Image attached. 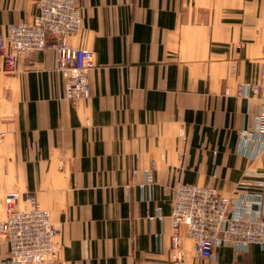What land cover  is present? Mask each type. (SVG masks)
<instances>
[{
	"label": "crops",
	"instance_id": "obj_1",
	"mask_svg": "<svg viewBox=\"0 0 264 264\" xmlns=\"http://www.w3.org/2000/svg\"><path fill=\"white\" fill-rule=\"evenodd\" d=\"M74 1L82 24L67 42L93 53L88 97H65L55 49L11 72L0 54V222L6 193L29 191L59 227L57 258L41 264H172L174 187L258 190L264 140L244 132L260 101L237 86L263 78L264 0ZM36 2L0 0V35ZM180 232L189 264H264V243L202 257ZM8 255L0 235V264Z\"/></svg>",
	"mask_w": 264,
	"mask_h": 264
},
{
	"label": "built area",
	"instance_id": "obj_2",
	"mask_svg": "<svg viewBox=\"0 0 264 264\" xmlns=\"http://www.w3.org/2000/svg\"><path fill=\"white\" fill-rule=\"evenodd\" d=\"M38 11L33 20L8 25L0 35V54L8 70L16 69L21 55L34 50L52 48L56 51V69L65 77L64 93L72 103L88 97L91 92L88 72L93 53L85 47L67 42L82 24L80 8L74 0H37ZM240 47L243 43L239 44ZM262 80L239 82V96L255 95L260 101L253 130L245 131L264 140V58ZM264 172H258V190L245 191L241 196H228L217 188L181 183L173 188L172 264H189L180 247V227L195 242L199 256L209 257L219 242L235 247L264 243ZM148 183L153 181L148 174ZM245 187L244 182L240 188ZM28 204L21 207L20 201ZM6 217L0 222V235L9 243L6 264H41L57 258L59 227L48 209L42 207L33 192L9 191L5 195Z\"/></svg>",
	"mask_w": 264,
	"mask_h": 264
},
{
	"label": "rangeland",
	"instance_id": "obj_3",
	"mask_svg": "<svg viewBox=\"0 0 264 264\" xmlns=\"http://www.w3.org/2000/svg\"><path fill=\"white\" fill-rule=\"evenodd\" d=\"M3 58H4V57H3ZM4 60H5V59H4ZM5 66H6V61H5ZM6 70L9 71V72H11V71H14L15 69H14V70H8V69H7V66H6ZM212 187H213V186H212ZM217 190H218V189H217ZM218 191H219V190H218ZM219 192H220V191H219ZM220 193H221V192H220Z\"/></svg>",
	"mask_w": 264,
	"mask_h": 264
}]
</instances>
